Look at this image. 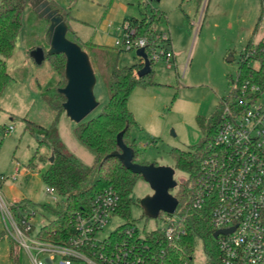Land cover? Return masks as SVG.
<instances>
[{"label": "rangeland", "instance_id": "obj_1", "mask_svg": "<svg viewBox=\"0 0 264 264\" xmlns=\"http://www.w3.org/2000/svg\"><path fill=\"white\" fill-rule=\"evenodd\" d=\"M60 12H68L66 37L89 53L86 42L106 44L117 54L122 67L140 62L133 49L119 50L115 39H121L125 18H140L150 8L162 11L157 30L171 38L174 60L151 64V79L146 86L135 87L129 107L139 123L131 128L136 138L137 161L173 167L169 155L172 149L189 150L203 134L196 116L208 117L218 109L220 97L229 93L236 80L240 52L250 40H264V0H49ZM260 17V18H259ZM257 23V24H256ZM49 19L33 6L26 5L22 13L13 52L6 60L12 79L0 95V198L7 204L24 201L37 212L32 219L30 236L44 225L51 215L43 206H53L57 194L46 191L41 174L51 156L46 146L38 147L42 128L55 127L65 149L83 163L93 161L91 151L75 138V122L64 111L57 112L49 103L54 101L62 78L44 59L36 64L31 49L48 48L46 31ZM119 50V51H118ZM90 61L93 63V55ZM232 57V60L228 58ZM93 95L98 105L82 120L98 114L108 99L100 72L95 71ZM260 98H264V94ZM132 111V112H133ZM9 127L10 131L5 132ZM35 156L33 164L30 159ZM42 156V161L39 160ZM178 186L185 182L186 173L174 169ZM152 193L149 184L139 178L131 190L130 222L139 232L159 229L167 219L151 218L144 214L139 200ZM174 219L176 218L172 215ZM125 221L120 216L110 218L102 237ZM194 264H206L198 243ZM0 264H28L19 243L7 234L0 210ZM73 264H87L84 261Z\"/></svg>", "mask_w": 264, "mask_h": 264}, {"label": "trees", "instance_id": "obj_2", "mask_svg": "<svg viewBox=\"0 0 264 264\" xmlns=\"http://www.w3.org/2000/svg\"><path fill=\"white\" fill-rule=\"evenodd\" d=\"M46 1L66 20L67 11L60 12L56 5H51L49 0ZM31 3L33 0H0V95L12 79L6 69V60L13 52L17 34L22 27L23 10ZM161 13L162 11L157 7H152L140 18H125L123 23L128 22L137 34L144 36L148 41H154L159 34L156 26ZM47 35L48 31H46ZM169 42L170 37L167 34L165 39L167 46ZM85 45L93 55V63L90 61L93 71L100 72L108 92V99L98 114L86 121L76 123L73 128L78 142L92 152L93 161L90 165L85 164L67 151L55 127H41L42 137L38 139V147L46 146L52 156L51 161L47 160L41 178L46 186L53 188L58 198L53 206H43L44 211L50 214L51 218L38 229V237L55 243L67 241L72 233L74 214L88 211L95 194L109 187L118 195L114 215L128 221L121 223L117 229L110 232L107 239L127 241L138 247L143 264H194L198 243L201 245L206 264H220L219 250L216 240L212 237L213 228L209 216L212 200L206 199L200 207H194L192 203L202 177V161L213 152L211 140L220 120L221 108L224 101L233 96L235 90L230 89L228 94L220 97V105L212 115L196 116V124L203 134L197 144L189 150L172 149L169 152L173 160V168L186 173V179L185 182L179 183L172 193L177 199L174 213L167 214L161 211L157 217L167 218L175 215L177 225L182 227L184 232L168 242L158 231L153 230L144 234L140 244L136 235H125L123 231L127 225L133 224L129 220L130 194L136 181L142 177L125 168L115 156L106 155L115 150L119 151L116 135L124 130L122 140L134 150L132 161L140 163L137 161V141L130 133L131 128H139V123L128 107V98L135 87L154 83L151 79L153 71L151 69L149 73L138 77L136 71L142 66L141 59L138 63L119 67L117 54L108 45L93 42H86ZM85 52L90 60V54ZM45 59L62 78L64 84V55L62 53L45 55ZM151 64L152 62L150 66ZM243 81H247L248 85L257 86V92L264 90V40L257 43L249 40L241 50L236 80L233 82L240 84ZM63 101L64 96L57 93L54 101L49 103L60 112L63 111ZM34 158L33 155L29 165L33 164ZM39 160L42 161V156H39ZM173 188L169 190L170 193ZM26 205L24 203L21 207L25 208ZM12 210L15 211V207H12ZM145 244L147 248L144 249Z\"/></svg>", "mask_w": 264, "mask_h": 264}, {"label": "built area", "instance_id": "obj_3", "mask_svg": "<svg viewBox=\"0 0 264 264\" xmlns=\"http://www.w3.org/2000/svg\"><path fill=\"white\" fill-rule=\"evenodd\" d=\"M123 36L115 39L120 49L144 48L149 62L170 63L173 54L165 43L167 33L159 32L156 40L148 41L137 34L128 22L122 24ZM235 93L224 101L220 120L211 140L213 152L202 161L199 189L193 197V206L200 207L212 200L210 222L216 240L220 264H264V90L257 86L233 82ZM7 127L5 132H9ZM46 191L54 193L52 187ZM21 201L5 203L0 198V210L8 236L23 248L28 264H143L140 250L122 240L107 239L110 229L100 237L118 204V195L111 188L97 192L91 208L75 213L72 233L64 243L42 240L38 230L30 236L35 209L21 205ZM15 207V211L12 210ZM175 216V215H174ZM176 217V216H175ZM167 223L156 230L166 240L178 237L184 229L177 219L167 217ZM125 235H136L142 244L144 233L132 224L124 229ZM212 232V233H213ZM147 248L145 244L144 249Z\"/></svg>", "mask_w": 264, "mask_h": 264}, {"label": "water", "instance_id": "obj_4", "mask_svg": "<svg viewBox=\"0 0 264 264\" xmlns=\"http://www.w3.org/2000/svg\"><path fill=\"white\" fill-rule=\"evenodd\" d=\"M31 6L40 12L41 16L46 15L48 17L49 28L46 36L48 48L44 50L42 47H35L31 49L29 55L36 64H41L45 55L57 53L64 55L63 77L65 83L58 89V92L64 96L62 108L65 115L73 122L79 123L98 105L93 95L96 77L88 54L78 43L66 37V21L57 13V10L50 7L46 0H33ZM167 49L170 47L167 46ZM135 55L142 62V66L136 71V75L140 77L149 73L151 66L144 48L135 49ZM228 60H232V57ZM123 133L124 130H121L116 135L119 151H112L106 156H115L125 168L135 174H140L142 179L149 184L152 193L139 200L146 216L156 218L161 211L173 214L177 206V199L169 190L177 184L173 178L174 168L154 163L133 162L134 150L123 142ZM51 160L52 156L49 158V161ZM231 229L215 230L212 237L215 238L218 233H226Z\"/></svg>", "mask_w": 264, "mask_h": 264}, {"label": "crops", "instance_id": "obj_5", "mask_svg": "<svg viewBox=\"0 0 264 264\" xmlns=\"http://www.w3.org/2000/svg\"><path fill=\"white\" fill-rule=\"evenodd\" d=\"M93 43H95V42H93ZM96 44L106 45V44H102V43H96ZM169 47H170V50H171L172 53H173L172 43H171V38H170V42H169ZM173 60H174V53H173ZM128 107H129V102H128ZM129 109H130L131 111H133L130 107H129ZM132 113H134V111H133ZM16 201H17V200H16Z\"/></svg>", "mask_w": 264, "mask_h": 264}]
</instances>
